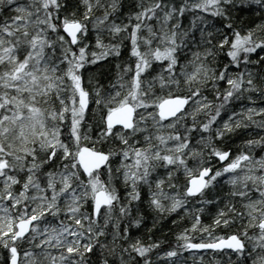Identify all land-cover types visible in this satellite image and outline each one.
<instances>
[{
    "label": "snow or ice",
    "instance_id": "obj_1",
    "mask_svg": "<svg viewBox=\"0 0 264 264\" xmlns=\"http://www.w3.org/2000/svg\"><path fill=\"white\" fill-rule=\"evenodd\" d=\"M0 264H264V0H0Z\"/></svg>",
    "mask_w": 264,
    "mask_h": 264
},
{
    "label": "trees",
    "instance_id": "obj_2",
    "mask_svg": "<svg viewBox=\"0 0 264 264\" xmlns=\"http://www.w3.org/2000/svg\"><path fill=\"white\" fill-rule=\"evenodd\" d=\"M237 143H239V140H237ZM166 230V229H165Z\"/></svg>",
    "mask_w": 264,
    "mask_h": 264
}]
</instances>
